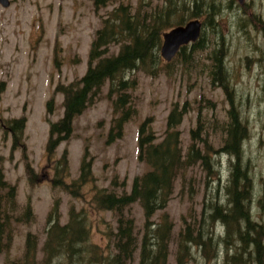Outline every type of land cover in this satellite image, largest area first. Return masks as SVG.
I'll return each mask as SVG.
<instances>
[{
  "label": "rangeland",
  "instance_id": "rangeland-1",
  "mask_svg": "<svg viewBox=\"0 0 264 264\" xmlns=\"http://www.w3.org/2000/svg\"><path fill=\"white\" fill-rule=\"evenodd\" d=\"M164 1L145 0V7L151 10L163 5ZM199 1L203 5L210 2ZM217 1L223 4L219 18L226 35V63L231 72L232 90L229 95L249 134L244 143V164L254 182L249 203L253 201L255 218L264 226V0H245L243 5L236 0L230 7L227 5L229 0ZM123 2L136 6L139 0H105L98 5L96 0H13L9 8L0 6V165L4 167L8 182L17 187V213H21L30 201L35 215L31 223L13 224L11 258L23 254L29 231L38 234L41 247L55 198L61 201L62 221L68 220L72 204L89 208L93 183L84 186L83 196H78L52 181L55 160L49 158L47 144L51 122L64 115V93L57 91L56 87L60 83L68 84L87 72L97 29L108 13ZM117 48L111 45L112 51ZM180 62L182 58L170 74L163 72L154 77L141 70L131 74L132 78H137L136 87L129 88L137 114L124 122L121 135L115 131L114 118L120 115L113 104L117 94L110 93L109 82L104 85L96 101L75 117L71 136L51 153L53 159L66 153L71 173L69 180L79 176L88 149L87 159L93 161L96 186L121 191L123 186L114 187L111 183L117 177L120 182L126 179L125 187L130 190L134 177L148 169L139 158L140 125L151 116L152 129L160 140L165 135L172 107L176 103L181 107L186 101L189 109L179 126L185 149L198 121V125L205 123L203 136L221 150L231 108L228 92L219 83H212L207 67L209 62H201L190 69ZM51 99L53 106L49 109ZM23 116L26 117L24 145L14 148L10 122ZM112 126L116 133L114 139L109 140ZM198 144L206 150L207 142L198 140ZM211 157L215 170L220 167L221 171L211 174L202 161H196L186 171L184 184L180 178L177 180L168 206L159 210L154 218L158 219L161 212L167 211L178 231L183 224V216H188L190 209L196 211L194 219L201 217L204 204L215 196V186L225 184L232 173L228 153L215 154L212 150ZM28 163L38 174L33 182L27 171ZM220 176L218 183L211 185V181L218 180ZM222 202L227 204L228 198L223 196ZM132 214L141 226L144 214L139 203L132 204ZM109 222L116 226L112 211L93 213V238L103 246L109 241L107 236L104 237ZM221 230L225 233V227ZM223 245V257L217 261L218 264L220 261L227 264L226 255L234 252L230 243ZM139 255L137 249L133 264L139 263ZM38 256L41 257L40 251ZM5 259V253L0 255V264H5ZM169 262L175 264V245Z\"/></svg>",
  "mask_w": 264,
  "mask_h": 264
},
{
  "label": "trees",
  "instance_id": "trees-1",
  "mask_svg": "<svg viewBox=\"0 0 264 264\" xmlns=\"http://www.w3.org/2000/svg\"><path fill=\"white\" fill-rule=\"evenodd\" d=\"M234 1L229 0L227 5L230 7ZM104 2L96 0L97 5ZM202 3L199 0H165L163 5L148 10L145 0H139L136 6L123 2L103 19L91 45L87 72L68 84L60 83L56 87L57 91L64 93V115L51 122L47 144L48 156L55 160L54 185H62L72 194L83 196L84 186L93 183L89 208L72 204L68 220L62 221L61 201L55 198L41 247L38 234L29 231L23 254L11 258L13 224L31 223L35 215L30 201L21 213H17V187L8 182L4 167L0 165V255L5 253V264H133L137 249L140 254L138 264H170L173 245L175 264H218L217 261L223 257L224 243L235 248L233 254L226 255L227 264H264V226L252 216L249 201L254 182L244 164V143L249 134L229 95L232 90L231 72L226 63V35L219 18L223 4L217 0H210L206 5ZM201 15L203 26L198 40L182 45L172 60H165L161 54L164 33ZM262 29L264 31V26ZM112 44L118 47L116 51H112ZM180 58L186 69L209 62L207 67L212 83H219L228 92L231 108L221 150L217 151L211 141L207 143L206 150L195 145L198 140L209 141L203 136L200 126L192 129L191 141L185 149L179 126L189 109L186 101L181 107L179 103L174 104L168 115L165 135L160 140L152 129L151 116L140 125L139 158L148 169L134 177L130 190L125 187L126 179L120 182L117 177L111 183L114 187L123 186L121 191L96 186L93 161L87 159L88 149L79 176L69 180L71 173L66 153L54 159L51 153L71 136L75 117L96 101L104 85L109 82L110 93L117 94L113 104L120 115L114 118V124L115 131L121 135L124 122L137 114L134 96L129 89L136 87L137 78H132L131 74L139 70L154 77L163 72L170 74ZM49 103L51 109L53 100ZM10 123L14 148L24 145L26 117ZM113 129L114 126L109 140L114 139L116 132ZM212 150L228 153L231 157L232 173L225 190L223 187L217 189V195L215 192V196L204 204L199 219H194L196 211L190 209L188 216H183V224L178 231L167 211L161 212L158 219L154 218L159 210L168 206L177 180L180 178L184 184L186 171L196 161H202L211 174L221 171L219 166L215 170ZM27 171L33 182L38 174L30 163ZM223 196L228 198L227 204L222 202ZM136 202L143 209L141 226L132 214V204ZM103 210L112 211L117 222L116 226L109 222L104 230V237L109 238L104 246L93 238V213ZM221 227H225V233ZM39 251L41 257L38 256Z\"/></svg>",
  "mask_w": 264,
  "mask_h": 264
},
{
  "label": "water",
  "instance_id": "water-1",
  "mask_svg": "<svg viewBox=\"0 0 264 264\" xmlns=\"http://www.w3.org/2000/svg\"><path fill=\"white\" fill-rule=\"evenodd\" d=\"M3 1L6 5L8 0ZM241 3L244 0H239ZM202 31V22L199 18L191 19L184 24H179L166 31L163 35L161 47L162 56L170 61L172 60L182 45L195 42L200 37Z\"/></svg>",
  "mask_w": 264,
  "mask_h": 264
},
{
  "label": "flooded vegetation",
  "instance_id": "flooded-vegetation-1",
  "mask_svg": "<svg viewBox=\"0 0 264 264\" xmlns=\"http://www.w3.org/2000/svg\"><path fill=\"white\" fill-rule=\"evenodd\" d=\"M8 4L6 5L3 1H0V6H3V7H10L11 5H12V3H13V0H8ZM205 124V123H204ZM204 124H203V126H204ZM198 126H200V127H203L202 125H198V121H197V126L195 127V128H193V129H196ZM207 143H210L209 141L207 142ZM195 145H197V147L199 146V144H198V142H196V144ZM200 147V146H199ZM217 151H220V150H217ZM217 153H219V152H215V154H217ZM221 179V177L218 179V180H216V179H213L212 180V184H214L215 182H217L218 183V181ZM228 180H229V178H228ZM227 180V181H228ZM226 186V183L225 184H223V183H220L219 185H217V186H215L216 187V191H217V189L219 188V187H223V190H225V187ZM250 205V207H251V210H252V216H253V218L256 220V218H255V215H254V210H253V201L251 202V204H249ZM235 248L232 246L231 247V250H234ZM234 253V252H233ZM232 253V254H233Z\"/></svg>",
  "mask_w": 264,
  "mask_h": 264
}]
</instances>
